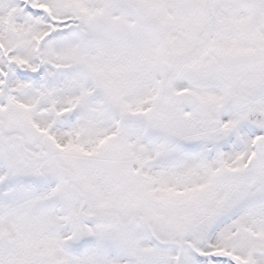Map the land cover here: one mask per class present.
Here are the masks:
<instances>
[{"label":"snow or ice","instance_id":"obj_1","mask_svg":"<svg viewBox=\"0 0 264 264\" xmlns=\"http://www.w3.org/2000/svg\"><path fill=\"white\" fill-rule=\"evenodd\" d=\"M0 264H264V0H0Z\"/></svg>","mask_w":264,"mask_h":264}]
</instances>
